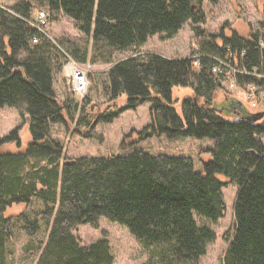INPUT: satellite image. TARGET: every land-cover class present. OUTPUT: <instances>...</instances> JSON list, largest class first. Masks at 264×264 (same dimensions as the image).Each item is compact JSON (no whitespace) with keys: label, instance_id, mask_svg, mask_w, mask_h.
<instances>
[{"label":"trees","instance_id":"trees-1","mask_svg":"<svg viewBox=\"0 0 264 264\" xmlns=\"http://www.w3.org/2000/svg\"><path fill=\"white\" fill-rule=\"evenodd\" d=\"M204 1L18 0L13 7L0 5V110H24L32 133L25 152L0 155V264H6L7 244L16 230L36 239L37 244L30 241L26 246L39 256L36 264H114L107 236L88 246L74 234L103 217L125 226L148 250L145 264H199L217 236L199 226L194 214L214 222L224 217L226 183L219 175L239 188L235 233L224 264H264V142L258 138L264 135V109L253 112L213 73L220 59L232 55L235 66L264 74V33L257 31L250 39L234 31L229 37L224 30L208 33L200 27ZM43 7L50 21L61 13L92 39V59L88 43L51 40L34 27L36 12ZM188 22L201 49V69L192 58L138 54L113 63L108 56L104 62L113 64L103 87L111 102L125 95L126 109L151 103V122L140 132L142 138L213 140L214 147L205 150L211 160L203 170H196L190 156L144 151L65 157L64 144L53 138L51 127H69L80 104L58 98L54 74L63 71L69 58L96 64L109 51L137 50L155 35L174 38ZM35 38L38 43L32 42ZM237 83L260 85L264 79L239 75ZM174 87L189 89L181 101L182 116ZM88 102L89 97L81 107ZM122 111L97 117L111 122ZM11 141H20L18 129L0 137V146ZM35 199L40 208L6 217L11 206L30 205ZM42 221L46 238L44 233L38 238Z\"/></svg>","mask_w":264,"mask_h":264},{"label":"rangeland","instance_id":"rangeland-1","mask_svg":"<svg viewBox=\"0 0 264 264\" xmlns=\"http://www.w3.org/2000/svg\"><path fill=\"white\" fill-rule=\"evenodd\" d=\"M17 1L0 0V5L13 7ZM202 8L205 22L200 27L208 33L219 34L224 30L225 35L229 37L233 31H236L246 39H250L252 34L257 31L264 33V0H221L218 4L205 0ZM40 10L48 11L43 7L38 8L37 12ZM193 27L191 22L186 23L182 30L171 39L166 38L165 35H155L137 50L109 51L106 53V57L99 56V62L94 64L91 60L94 52L92 39L83 35L73 20L61 13L54 14L48 33L62 43L67 41L80 44L88 43L91 59L87 64L92 65L89 74V89L84 98L78 97L73 92L70 79L64 71L54 74V91L58 98L65 101L67 97H70L80 104L73 123L68 124L69 127L63 124H55L51 127L53 138L64 144L65 157L128 156L136 151H144L152 155L190 156L194 160L196 170H203L204 163L211 160V155L205 150L214 147L213 140L184 135L175 138L165 135L142 138L140 132L151 122V103L145 102L136 109H126L125 95L120 96L116 102H111L103 87V83L107 81V71L112 64L131 56L159 54L168 58H192L199 47ZM108 56L111 57L113 63L104 62ZM224 89L231 96L241 100L253 112L264 109V102L261 100L256 106H253V102L245 94V89L237 86L232 87L230 83H224ZM186 90L189 89L183 87H174L173 89V96L178 99L175 106L181 116V101L184 98L183 95L187 93ZM87 97H89V102L83 108L81 105ZM114 110L123 111L111 122L98 120L97 116ZM80 120L81 123H79ZM17 129L20 141L6 142L0 146V155L25 152L32 142L30 119L25 111L16 107H3L0 110V137H9ZM258 138L264 142V135ZM218 177L226 183L223 188L226 207L224 217L214 222L209 218L194 214L199 226L212 229L217 236L199 264H224L229 242L235 233V205L239 188L230 183L226 176L219 175ZM33 208H40L39 200H33L30 205L15 204L11 206L6 212V217H18L23 213L30 212ZM40 227L41 232L38 238H41L43 233V237L46 238L47 230L43 221L40 222ZM74 234L82 245L88 246L101 240L104 235L107 236L115 258L114 264H145L149 261L148 250L140 244L138 239L125 226L107 218H101L95 226H80ZM30 241L37 244L35 238L31 239L25 232L16 230L13 239L7 244L6 264H36L39 256L33 254L34 252L26 247Z\"/></svg>","mask_w":264,"mask_h":264},{"label":"built area","instance_id":"built-area-1","mask_svg":"<svg viewBox=\"0 0 264 264\" xmlns=\"http://www.w3.org/2000/svg\"><path fill=\"white\" fill-rule=\"evenodd\" d=\"M50 23L51 21L49 19L48 11L40 10L36 13L35 21L33 22L34 27L52 40V36L48 33ZM32 42L38 43V39L35 38ZM244 53L242 56H244ZM200 57L201 49L198 47L192 57L194 60V66L198 69L202 68ZM231 58H233L232 55L227 59H220L218 64L213 67V73L221 79L223 84L230 83V86L232 85V87L237 86L241 89H245V94L247 95V98L253 102V106H256L261 101L264 102V84H247L246 86L241 87L237 83V77L239 75H250L259 79H264V74L259 72L257 69L249 71L246 68L237 67L233 64V62H231ZM91 66L92 65L90 64L77 63L71 58H69L63 66L64 73L70 79L73 92L80 98H84L88 93Z\"/></svg>","mask_w":264,"mask_h":264},{"label":"flooded vegetation","instance_id":"flooded-vegetation-1","mask_svg":"<svg viewBox=\"0 0 264 264\" xmlns=\"http://www.w3.org/2000/svg\"><path fill=\"white\" fill-rule=\"evenodd\" d=\"M234 32H236V31H234ZM237 33V32H236Z\"/></svg>","mask_w":264,"mask_h":264}]
</instances>
